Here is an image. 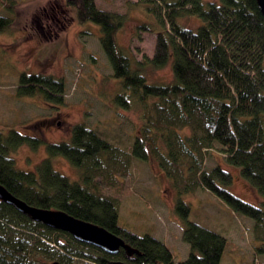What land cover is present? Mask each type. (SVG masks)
I'll return each instance as SVG.
<instances>
[{"label":"trees","instance_id":"1","mask_svg":"<svg viewBox=\"0 0 264 264\" xmlns=\"http://www.w3.org/2000/svg\"><path fill=\"white\" fill-rule=\"evenodd\" d=\"M128 2L143 5L163 27L156 35L153 55L136 60L137 67L117 41V31L128 23V12L99 7L96 0H66L65 6L75 8L80 23L100 26L101 44L114 75L143 107V124L129 146L131 151L78 123L71 141L48 144L50 155H63L78 168L79 180H71L54 168L50 157L40 161L36 170L17 168L12 153L25 142L35 148L43 138L16 129L5 134L0 129V183L28 204L64 210L107 228L135 252L129 254L124 248L118 254L104 252L0 200V264H47L51 260L109 264L115 259L130 264H221L228 240L207 226L186 220L182 237L191 250L186 259L177 261L161 239L119 223V175L129 172L132 154L144 160L152 154L180 193L203 186L234 210L249 215L260 242L258 250L264 253V207L231 192L226 185L232 182V174L222 165L209 171L204 168L206 155L218 144L226 160L239 166L264 196V14L257 0ZM192 15L203 20L197 28L179 22L180 17ZM12 23L10 16L0 14V31ZM36 27L40 34H49L45 26ZM138 27L151 30L147 23ZM170 61L171 83L147 81L146 66L160 69ZM20 81L19 92H38L56 103L64 102V77L24 73ZM132 99L124 91L115 98L125 107L131 106ZM104 187L116 192L107 193ZM177 209L186 219L189 205L179 201Z\"/></svg>","mask_w":264,"mask_h":264},{"label":"rangeland","instance_id":"2","mask_svg":"<svg viewBox=\"0 0 264 264\" xmlns=\"http://www.w3.org/2000/svg\"><path fill=\"white\" fill-rule=\"evenodd\" d=\"M15 1L0 0V14L13 19L9 29L0 31V129L5 134L16 129L43 138L35 148L25 142L12 153L17 168L36 170L40 161L50 157L57 171L71 180H79L78 168L63 155H50L48 144L71 141L73 127L84 123L112 143L129 149L142 127L143 107L114 75L101 44L102 31L98 24L80 23L75 8L70 10L65 6L66 0ZM96 1L99 7L129 13L128 23L117 31V41L119 49L132 59L133 67H137L136 60H142L144 55H153L156 35L163 27L143 5L130 6L128 0ZM179 22L197 28L203 20L192 15L180 17ZM142 23L149 24L151 30L140 29ZM36 26H45L43 30L49 34H40ZM24 73L64 77V102L56 103L38 92H19ZM145 76L149 83H171L172 61L160 69L146 66ZM123 91L130 95V100L134 98L130 107L115 100ZM181 131L186 133L184 129ZM132 156L129 172L119 175L121 225L161 239L173 251L175 260L181 261L191 250L182 237L183 225L186 220L194 221L227 238L221 264H264V253L258 250L260 242L253 234V218L234 210L203 186L194 192L180 193L152 154L145 160ZM217 164L231 172L232 182L226 185L231 192L264 207V196L242 175L239 166L226 160L219 145L214 144L206 155L204 168L209 171ZM104 191L115 193L116 189L104 187ZM179 201L189 205L186 219L177 209Z\"/></svg>","mask_w":264,"mask_h":264},{"label":"water","instance_id":"3","mask_svg":"<svg viewBox=\"0 0 264 264\" xmlns=\"http://www.w3.org/2000/svg\"><path fill=\"white\" fill-rule=\"evenodd\" d=\"M257 3L264 14V0H257ZM0 200L12 205L18 211L30 215L33 220L41 221L48 227L68 232L75 239L98 247L104 252L118 254L121 248L126 249L129 254L135 252L123 238L107 228L75 217L64 210L47 209L28 204L14 195L2 183H0ZM50 264H59V261H53ZM109 264L130 263L115 259L110 261Z\"/></svg>","mask_w":264,"mask_h":264}]
</instances>
